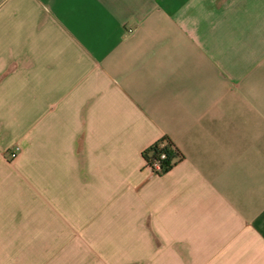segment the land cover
Here are the masks:
<instances>
[{"label": "crops", "instance_id": "0c3cea01", "mask_svg": "<svg viewBox=\"0 0 264 264\" xmlns=\"http://www.w3.org/2000/svg\"><path fill=\"white\" fill-rule=\"evenodd\" d=\"M0 264H264V0H0Z\"/></svg>", "mask_w": 264, "mask_h": 264}, {"label": "trees", "instance_id": "16d2710c", "mask_svg": "<svg viewBox=\"0 0 264 264\" xmlns=\"http://www.w3.org/2000/svg\"><path fill=\"white\" fill-rule=\"evenodd\" d=\"M142 156L144 162L160 163L162 171L157 175L168 172L182 157L177 148L168 138H163L151 145L142 153Z\"/></svg>", "mask_w": 264, "mask_h": 264}, {"label": "built area", "instance_id": "2783aa9c", "mask_svg": "<svg viewBox=\"0 0 264 264\" xmlns=\"http://www.w3.org/2000/svg\"><path fill=\"white\" fill-rule=\"evenodd\" d=\"M19 153H20V148L18 146L11 149L8 155L6 156V158H4V161L6 162V164L13 165L15 160L18 158ZM145 167L148 168L152 173L156 175L162 171V168L159 162H152V163L145 162Z\"/></svg>", "mask_w": 264, "mask_h": 264}]
</instances>
